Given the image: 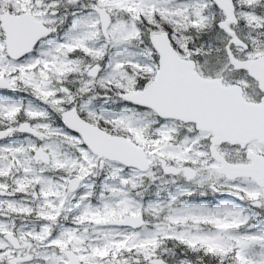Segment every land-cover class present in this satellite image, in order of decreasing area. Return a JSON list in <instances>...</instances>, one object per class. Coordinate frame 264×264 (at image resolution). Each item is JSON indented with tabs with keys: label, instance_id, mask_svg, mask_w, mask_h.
Instances as JSON below:
<instances>
[{
	"label": "snow or ice",
	"instance_id": "6c2138e0",
	"mask_svg": "<svg viewBox=\"0 0 264 264\" xmlns=\"http://www.w3.org/2000/svg\"><path fill=\"white\" fill-rule=\"evenodd\" d=\"M0 264H264V0H0Z\"/></svg>",
	"mask_w": 264,
	"mask_h": 264
}]
</instances>
